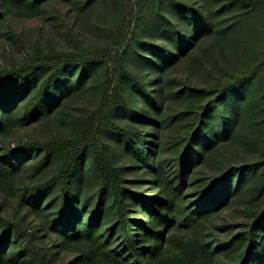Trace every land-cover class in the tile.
<instances>
[{"label": "trees", "instance_id": "obj_1", "mask_svg": "<svg viewBox=\"0 0 264 264\" xmlns=\"http://www.w3.org/2000/svg\"><path fill=\"white\" fill-rule=\"evenodd\" d=\"M48 1L74 0H0V29L10 15L39 13ZM205 1L135 0L130 23L125 0H112L119 21L109 27L106 43L85 46L72 35V49L40 51L38 58L28 54L0 66L1 193L14 194L22 181L10 213L0 202V264H264V202L247 210L244 219L233 222L228 215L243 189L251 198L264 195V55L230 78L208 84L185 80L174 90L173 80L164 78L170 64L190 55L202 30L227 35L229 27L216 21ZM92 2L85 0L82 7ZM229 2H239L242 15L264 5V0ZM170 4L187 14L181 34L161 29L174 24ZM146 24H151L150 40L142 37ZM133 39L148 52L146 59L141 54L130 59ZM93 62L104 63L100 98L95 108L86 109L79 134L6 144L13 128L47 115L72 89L70 65L85 68ZM185 88L208 97L162 157L159 131L178 118L166 104L169 97L183 96ZM245 111L255 130L256 156L210 176L198 174L191 185L198 163L232 135ZM54 150L60 161L53 173L34 183L21 179L24 161L35 158L31 166L37 174ZM216 219L220 222L214 224Z\"/></svg>", "mask_w": 264, "mask_h": 264}, {"label": "rangeland", "instance_id": "obj_2", "mask_svg": "<svg viewBox=\"0 0 264 264\" xmlns=\"http://www.w3.org/2000/svg\"><path fill=\"white\" fill-rule=\"evenodd\" d=\"M84 1L74 0L72 3L48 1L39 13H33L30 16L10 15L0 29V66H10L12 63L20 62L28 54H33L32 59H35L39 56L40 51L48 54L51 49L58 51L72 49L73 38L85 46L102 45L109 41V27L119 21L112 0H93L90 5L82 7ZM187 1L190 2V0ZM206 1L210 3L209 12L215 16L216 21L229 27V30L226 36L220 34L216 36L211 31L202 30V37L196 39L195 47L188 52L190 55L186 59L168 66L164 71V78L173 80L171 84H173L174 90L182 88L181 82L185 80H189L191 84H208L215 82L218 77L222 80L230 78L239 73L247 64L264 55V5L249 15H242L243 9L239 2ZM171 6L170 4L168 10ZM171 11L174 13H171L169 18L174 21V24L162 25L161 29L166 28L181 34V20L187 17V14L182 13L183 10L181 12L179 8L176 10L171 8ZM176 13L179 15V19L174 18ZM237 19H240L239 24L234 23ZM213 21L215 22V20ZM150 27L151 24H146L144 27L142 34L144 40L151 39L147 32ZM10 29H13L15 33ZM158 34L156 33V35ZM216 37L220 38V44L216 43ZM137 43L133 39L132 46L128 47V52L131 53L130 59L133 60L140 54L141 59H146L145 55H148V52H145L144 48H140L142 43H139L140 45ZM186 61L187 65H185ZM103 68L104 63L99 62L90 63L85 68L80 65L75 67L70 65L68 76L71 77L69 79L72 89L64 94L59 102L52 104L51 111L47 115H40L30 123L13 128L6 136V144L12 146L23 139L32 138L40 140L55 137L67 139L79 134V126L86 114V109H93L98 104L100 81L104 76ZM77 82H81L80 85L73 87ZM123 82L125 83V80ZM182 95L178 99L169 97L166 104V111L174 112L178 118L175 120L176 122L174 121L175 124L169 127L164 126L159 131L157 138L159 141L161 140L159 153L162 157L170 154L176 140L180 139L189 129L199 105L208 97L205 93L190 91L188 88L184 89ZM254 101H257L258 104L261 103L258 96H255ZM187 108L192 111L185 114L183 110ZM97 111L104 113L103 107ZM120 121L123 122V120ZM168 132L171 133L172 139L169 138ZM110 137L112 138V136ZM254 137L255 130L250 127L245 111L238 120L232 135L224 143H219L216 151L211 150L209 155H206L202 162L198 163L191 185L197 182L196 175L198 174L203 173L206 177L217 171H222L230 165H245L251 161L256 156ZM169 144L170 146H168ZM2 153H4V147L0 143V154ZM59 153L58 150L52 151L47 163L37 174L33 173L31 166L35 158L24 161L21 179L34 183L53 173L60 161ZM89 157L90 151L87 148L83 159L84 164H87ZM91 180L94 182V179ZM21 182V180L17 181L14 194L5 193L4 195L0 191V202L6 213H10L18 203L22 188ZM263 202L264 195L251 198L249 192L243 189L239 199L234 200L228 206V215L234 217L233 222L244 219L247 216V210ZM219 222L220 220L216 219L214 224ZM236 228L237 225L234 226V230Z\"/></svg>", "mask_w": 264, "mask_h": 264}, {"label": "built area", "instance_id": "obj_3", "mask_svg": "<svg viewBox=\"0 0 264 264\" xmlns=\"http://www.w3.org/2000/svg\"><path fill=\"white\" fill-rule=\"evenodd\" d=\"M125 6H126V10L124 12V17L127 19V21L131 23L134 20V15L136 10L135 0H125ZM106 59H108V57H106ZM40 60L43 61V59Z\"/></svg>", "mask_w": 264, "mask_h": 264}]
</instances>
